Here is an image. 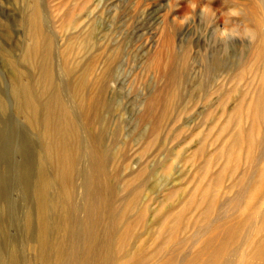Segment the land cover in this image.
<instances>
[{"label": "rangeland", "instance_id": "obj_1", "mask_svg": "<svg viewBox=\"0 0 264 264\" xmlns=\"http://www.w3.org/2000/svg\"><path fill=\"white\" fill-rule=\"evenodd\" d=\"M238 2L259 38L236 40L225 54L212 29L207 36L199 25V8L196 33V25L179 24L187 0H0V264H11L8 257L39 264L30 248L38 219L29 188L47 142L15 109L14 97L21 71L38 74L20 53L32 8L50 42L54 79L47 89L59 88L78 127L103 134L107 157L114 154L99 180L114 183L115 200L127 198L116 209L128 226L110 263L203 264L238 247L235 264L242 253L246 264H264L253 251L264 241V83L255 78L264 73V17L254 0ZM213 6V28L222 27L220 13L231 0ZM76 67L84 70V105L91 108L84 113L70 91L68 71ZM78 166L83 177L86 158ZM81 176L71 188L78 207ZM82 218L73 214L72 221ZM227 227L238 234L227 238Z\"/></svg>", "mask_w": 264, "mask_h": 264}, {"label": "bare ground", "instance_id": "obj_2", "mask_svg": "<svg viewBox=\"0 0 264 264\" xmlns=\"http://www.w3.org/2000/svg\"><path fill=\"white\" fill-rule=\"evenodd\" d=\"M253 9L255 14L259 12L255 4ZM26 24L28 25V43L20 53L23 61L30 64L38 74L32 77L25 71L20 72L19 81H15L14 97L17 104L15 109H18L19 114L47 142L39 151V171L35 182L29 188L36 199L38 219L37 230L32 237L36 243L35 245L30 243V248L35 251V261L37 260L39 264H49L50 257L54 264H111V253L114 247L119 245L117 244L119 235L128 226L126 213L116 209L117 202L125 203L127 198L115 200L114 194L117 189L114 183L99 180L103 178L102 176L107 177V167L114 154L108 153L111 157H107L106 148L102 142L103 134L93 137L91 132H84L83 128L78 127L74 113L69 110L71 107L59 97L62 94L59 88L47 89L48 86H52L54 79V72L51 69L52 53L50 42L43 38L41 33L36 8H32ZM242 61H246V58H242ZM17 69L20 71L19 67ZM68 73L71 77L69 84L72 98L81 113L88 112L91 108L84 105V70L76 67L70 69ZM259 75L260 79H257ZM255 78L258 80V85L264 83V73H255ZM84 133L87 136L84 138V140L87 139L86 141L82 138ZM84 158H86L87 169L84 171L85 174L82 172L84 174L82 177L78 165ZM79 175L82 178L80 177L77 186L81 190L82 205L78 207L71 200L73 195L71 188L77 182L74 178ZM163 182L164 180H160V189L164 187ZM235 198L242 199V195L237 193ZM50 211L56 212V220L46 216V213ZM77 213H83V218L73 222V214ZM30 216L32 215H27L28 218ZM27 224L29 225L28 220ZM117 224L120 228L114 227ZM52 227H54L53 230H51ZM223 233L227 238L231 236L230 234H238L230 227H227ZM258 244H262L260 249L253 251L263 258L264 241ZM237 251L238 247H235L228 256L222 255L216 260L213 257L210 258L212 256L210 254L203 264H235L236 259L233 257ZM7 260L11 264H18L13 258L8 257ZM30 262L27 261L28 264ZM132 262L136 264L135 260ZM247 264L256 263L252 261Z\"/></svg>", "mask_w": 264, "mask_h": 264}, {"label": "clouds", "instance_id": "obj_3", "mask_svg": "<svg viewBox=\"0 0 264 264\" xmlns=\"http://www.w3.org/2000/svg\"><path fill=\"white\" fill-rule=\"evenodd\" d=\"M255 6L258 9L262 17H264V0H254ZM225 5H228V0H223ZM214 0H207V3L199 4L198 0H187L186 11L179 17V24L182 26H188L193 28L192 25H196L195 33L199 30L200 26H203L205 34L208 36V31L211 28V40L215 46H220L225 54H230L232 47L236 40L248 41L249 44L255 43L259 38V32L257 27L248 23L243 19L246 15V9L242 7L238 0H231V6L226 11L220 13V19L222 20V27L213 25L217 21V9L213 6ZM199 8V25H197V9ZM202 39L204 36L199 35ZM195 35L189 39H194ZM209 38V37H208ZM205 40V39H204ZM207 44V40H205ZM237 264H246V259L241 254Z\"/></svg>", "mask_w": 264, "mask_h": 264}]
</instances>
